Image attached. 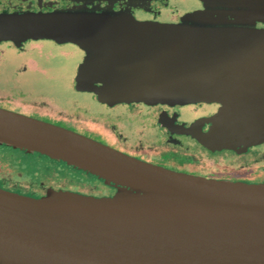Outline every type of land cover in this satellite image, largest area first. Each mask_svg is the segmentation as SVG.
Instances as JSON below:
<instances>
[{
	"label": "water",
	"instance_id": "obj_1",
	"mask_svg": "<svg viewBox=\"0 0 264 264\" xmlns=\"http://www.w3.org/2000/svg\"><path fill=\"white\" fill-rule=\"evenodd\" d=\"M263 3L231 14L264 19ZM208 12L183 18L223 20ZM3 21L23 38L82 46L87 75L77 85L105 102L237 104L221 122L264 141V28L69 11ZM0 144L63 160L119 187L111 196L51 190L43 198L0 189V264H264V186L177 172L2 107Z\"/></svg>",
	"mask_w": 264,
	"mask_h": 264
},
{
	"label": "flooded vegetation",
	"instance_id": "obj_2",
	"mask_svg": "<svg viewBox=\"0 0 264 264\" xmlns=\"http://www.w3.org/2000/svg\"><path fill=\"white\" fill-rule=\"evenodd\" d=\"M257 1L253 0L252 5L257 4ZM73 2L71 0H45L40 10L47 11L52 9V6L58 9L61 6H70ZM128 2V0H95L94 4L100 3V6L112 4L120 9L127 7ZM33 4L36 8L32 10L39 11L36 0H0V81L4 77L5 82L19 83L28 73L47 76L53 67L46 63L50 62L52 57L69 58L73 62L70 65L69 75L74 77L70 89L74 88L76 93L87 95L93 102L99 104L102 110L98 113L102 112L103 116L94 114L88 104L81 100L75 101L74 109L79 107L85 115L90 114L94 119L91 123L80 117L74 118L67 113L62 114L61 111H55L58 113L53 116L56 102L53 104L51 98L47 99L49 98L47 94L44 92L36 94L40 91H34L23 84L17 87L0 86V107L72 129L128 155L177 172L215 180L264 186V141L257 142L248 133L234 132L224 124L225 121L221 122V116H223L221 108L225 106L223 101L199 100L188 103L152 104L144 101L105 102L101 100L96 92L81 89L77 85V78L81 74L87 75L82 73L83 62L87 56L82 46L72 41L55 38H23L18 36L17 28L3 21L10 16L23 15L25 13L23 10L33 7ZM237 5L240 6L234 0H158L151 1L149 10H146L145 15H141L139 19L151 20L154 17L153 13H158L163 17V8L171 11L168 16L173 14L176 18H181L187 12L207 9L206 11L209 12L218 10L211 12L212 16L223 20L204 21L196 26L243 28L230 24L235 19L231 12L239 11ZM259 23L257 27L264 28V22ZM42 59H46L45 63ZM35 98H40L41 101H35ZM35 110L43 115H51L38 116ZM100 119H104L106 124L99 125ZM59 121L75 123L80 129L67 127ZM127 131L141 138V141L131 145L134 151H128L97 136L110 132L126 143L131 137L127 135ZM144 152H149L152 157H146ZM182 157L185 158L184 161L187 159L184 163L177 164L173 162L175 160L170 161V158L181 160ZM18 186L16 185L12 190L18 189L20 193H29L34 196L39 194L46 196L51 190H71L94 196H111L115 193V191L110 193L85 192L71 189L68 186L52 185L45 186L42 192H38L23 189V186L18 188Z\"/></svg>",
	"mask_w": 264,
	"mask_h": 264
},
{
	"label": "rangeland",
	"instance_id": "obj_3",
	"mask_svg": "<svg viewBox=\"0 0 264 264\" xmlns=\"http://www.w3.org/2000/svg\"><path fill=\"white\" fill-rule=\"evenodd\" d=\"M22 1H27V0H22ZM36 1L38 3L37 7L39 11L35 12L34 10H32L36 8V5L33 4L34 8L31 6L23 10V13L25 12L23 15L34 14L38 12L69 11L72 13L93 12V13H101V14L123 15L127 17H135L136 19H139L141 15H145L146 10H149L151 1H158V0H143V1L128 0L129 2L127 4V7L120 9L112 4H108L104 6H100V3L94 4L95 0H71L74 1L72 5L61 6V8L58 7V9L52 6V9H50L51 11L40 10L45 0H36ZM234 1H237V3L240 5V6L238 5L236 6L239 8L238 11L239 14L248 11H255L253 9L254 5H252L253 0H234ZM144 6L147 8H145ZM263 7H264V3H263ZM150 10L153 11L152 9ZM162 10L164 14L163 17L160 16L158 13H153L154 17L153 19H151L153 22L158 21L161 23H172V24H182V25L201 24V22L196 20H186V18H183L185 14L181 16V18L178 17L176 18L173 14H171V16H168L171 12L170 10H168V8H163ZM215 11L218 10H212L211 12H215ZM211 12H208V14L212 15L213 13ZM233 16L235 17V19H233L230 22V24L235 25L234 27H257V24H260L259 22L261 23L264 22V19L258 18L256 16L242 17V18L241 17L237 18V16L235 15ZM42 61H44L45 63L46 59H42ZM72 63L73 62H71L69 58L65 59L62 56L61 57L54 56L50 59V62L46 63V65H50V67H53L52 70L50 71L51 73L49 72L47 76H40L37 75L36 73H28L27 75H25L26 77L23 78V81L19 83L5 82L3 77L0 81V86L7 87V85H11L13 87L14 86L17 87L23 84L24 86L29 87L34 91H40L39 93L36 94H41L42 92H44L49 97L47 99L51 98L53 104H55L54 102H56V105L54 106L55 107L54 113H52V115L57 114L59 111H61L62 114L67 113V115L72 116L74 118L80 117L81 119L91 123L94 119L90 114L85 115L84 111L81 110L79 107H76L74 109L75 101L81 100L83 103L88 104V106L91 108L90 110L93 111L94 114H98L100 116H103L102 112H101L102 114L98 113L99 111L102 110V108L99 104L93 102V100L87 95L76 93L75 90H73L74 88L70 89L72 85L71 83L73 82L74 79L73 76L71 77L69 75L71 73L70 65H72ZM37 100L41 101L40 98H35V101ZM58 106L61 107L59 108ZM236 106L237 104H230L229 106L227 105L223 106L221 108V110H223L222 114L228 111L231 112ZM35 112L39 114L38 116L43 115L38 110H35ZM47 115L49 116L51 114H47ZM47 115H43V116L48 117ZM228 116H230V113ZM59 123L66 125L67 127L70 128H77V129L79 128L78 126L75 125V123H71L67 121H59ZM98 124L105 125L106 122L104 119H100L98 121ZM109 131H111V129H109ZM126 133L127 135L131 136L130 139L126 141V143L124 140L117 139L115 135L111 134L110 132H108L107 134H103L101 136L100 135L97 136L103 140H107L108 142L115 143L117 146L127 149L128 151H134L131 148V145L136 143L137 141H141V138L138 137L136 134H133L132 132L127 131ZM94 135H96V133ZM144 155L148 158L152 157L149 152H144ZM170 159H171L170 161L175 160L173 162H176L177 164L184 163L187 160L186 159L184 161L185 159L184 157H182L181 160L178 158L177 159L170 158ZM32 173L35 174L32 175ZM16 185H19L18 188L20 186H23L24 187L23 189L35 190L38 192H42L45 186H51V185L68 186L71 189H77L81 191L83 190L85 192L93 191L96 193H107V192L110 193L112 191H115L116 193L119 188L116 187L114 183L112 182L110 184L106 183L104 178H101L98 175L88 172L84 169L78 168L63 160H58L39 152H30L25 149L13 147L10 145L0 144V189L33 198L45 197V195L43 196L41 194H39L38 196H34L29 193L27 194L20 193L18 192V189L12 190V188H15Z\"/></svg>",
	"mask_w": 264,
	"mask_h": 264
}]
</instances>
